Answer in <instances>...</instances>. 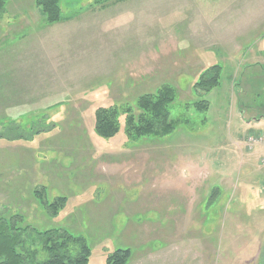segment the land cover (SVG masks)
I'll list each match as a JSON object with an SVG mask.
<instances>
[{
  "label": "rangeland",
  "instance_id": "1",
  "mask_svg": "<svg viewBox=\"0 0 264 264\" xmlns=\"http://www.w3.org/2000/svg\"><path fill=\"white\" fill-rule=\"evenodd\" d=\"M60 5L50 24L36 0L0 14V218L84 237L87 264H264V0ZM168 84L175 128L131 139L125 111ZM100 106L120 111L112 138Z\"/></svg>",
  "mask_w": 264,
  "mask_h": 264
},
{
  "label": "trees",
  "instance_id": "2",
  "mask_svg": "<svg viewBox=\"0 0 264 264\" xmlns=\"http://www.w3.org/2000/svg\"><path fill=\"white\" fill-rule=\"evenodd\" d=\"M107 1V0H99ZM7 0H0V14L4 11ZM42 8L47 22L56 23L62 20L60 0H36ZM211 73L210 76H206ZM220 67L213 65L205 70L200 81L194 87L200 91H209L220 82ZM156 94L146 93L137 102L138 114L132 108L126 113V131L131 139L136 140L148 135L158 136L169 133L175 128L171 120L170 107L177 98L176 88L164 85ZM193 105L198 110L208 109L209 102L197 101ZM120 111L116 106H100L95 110L94 129L99 136L112 138L121 130ZM61 200V199H60ZM22 215L15 214L10 218H0V264H87L90 260L91 248L84 237H76L67 230L49 229L45 232L30 234V226H20L17 220ZM48 253V259L38 258V245ZM79 246L78 254H72L70 245ZM37 247V248H36ZM132 257L131 249L118 248L106 258L105 264H127Z\"/></svg>",
  "mask_w": 264,
  "mask_h": 264
},
{
  "label": "crops",
  "instance_id": "3",
  "mask_svg": "<svg viewBox=\"0 0 264 264\" xmlns=\"http://www.w3.org/2000/svg\"><path fill=\"white\" fill-rule=\"evenodd\" d=\"M122 1V0H121ZM114 3H117V2H114ZM109 6H111V5H113V2H111L110 4H108ZM98 7V9H96V10H98L96 13H97V15H99V14H102L103 12H104V9H106L107 7H103L102 5H100V6H97ZM95 10V11H96ZM111 14V13H110ZM103 15V14H102ZM50 39V38H49ZM53 39H54V37H53ZM54 40H56V39H54ZM51 41V40H50Z\"/></svg>",
  "mask_w": 264,
  "mask_h": 264
},
{
  "label": "built area",
  "instance_id": "4",
  "mask_svg": "<svg viewBox=\"0 0 264 264\" xmlns=\"http://www.w3.org/2000/svg\"><path fill=\"white\" fill-rule=\"evenodd\" d=\"M255 138H257L258 141H260V142L264 141V136H263V135H262V136L260 135V136H258V137L250 136L249 141L251 142L252 139H255ZM262 164H264V158L262 159ZM263 191H264V189H263Z\"/></svg>",
  "mask_w": 264,
  "mask_h": 264
}]
</instances>
